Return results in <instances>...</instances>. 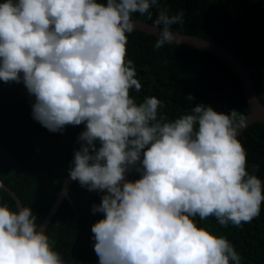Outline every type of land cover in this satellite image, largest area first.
I'll return each instance as SVG.
<instances>
[{
  "label": "clouds",
  "instance_id": "9594fccd",
  "mask_svg": "<svg viewBox=\"0 0 264 264\" xmlns=\"http://www.w3.org/2000/svg\"><path fill=\"white\" fill-rule=\"evenodd\" d=\"M153 7L154 49L180 44L172 26L184 11L169 14L161 0H4L0 81L23 83L49 132L84 125L68 176L105 193L92 207L104 216L91 228L99 264H241L224 236L192 218L239 227L260 215L264 185L237 138L246 118L199 104L168 120L156 97L135 102L130 90L142 86L126 34L133 14L152 19ZM133 170L140 178L126 179ZM36 219L29 207L0 206V264H64Z\"/></svg>",
  "mask_w": 264,
  "mask_h": 264
},
{
  "label": "trees",
  "instance_id": "16d2710c",
  "mask_svg": "<svg viewBox=\"0 0 264 264\" xmlns=\"http://www.w3.org/2000/svg\"><path fill=\"white\" fill-rule=\"evenodd\" d=\"M161 6L169 14L184 11V24L173 25V32L214 41L232 54L248 72L264 106V0H161ZM150 11L152 19L135 13L133 20L153 24L158 12L155 7ZM126 36V59L133 62L142 86L139 92L130 90V96L137 104L145 97L160 100L158 118L174 120L199 104L218 113L248 114L238 79L216 58L179 44L156 50L155 38L136 31ZM18 89L34 103L23 83L0 81V183L15 194L22 207L31 208L39 227L68 175L74 152L80 148L79 134L85 129L84 125H69L63 134L49 132L32 118ZM189 95L194 99L188 100ZM237 138L247 154V171L264 185V125L253 124ZM254 165L258 166L255 171ZM139 178L134 170L126 176L131 181ZM104 194L89 192L77 181L69 186V200H62L45 229L64 264H99L91 228L104 216L94 214L92 207L101 203ZM4 204L16 211L13 200L0 189V206ZM192 219L198 227L224 236L240 255L241 264H264V202L260 215L239 227L221 226L215 217Z\"/></svg>",
  "mask_w": 264,
  "mask_h": 264
},
{
  "label": "water",
  "instance_id": "95a60500",
  "mask_svg": "<svg viewBox=\"0 0 264 264\" xmlns=\"http://www.w3.org/2000/svg\"><path fill=\"white\" fill-rule=\"evenodd\" d=\"M153 25L154 23L147 24L145 22L136 21V26L134 31L143 33L146 36H151L156 39V36L154 34H156L157 30L154 29ZM174 33H177L178 35L177 39L181 40V43L179 45H184L187 47L197 49L216 58L224 65H226L238 79L241 88V95L244 98L247 107L249 109L248 114L244 116L246 118L245 127H243V129L240 131L238 137L243 136V132L253 124L264 125V106L261 105V103L259 102L253 87L251 77L249 76L248 72L243 67V65L232 54H230L223 48L217 46L214 41H207L203 38L181 34L179 32H174ZM18 90L23 94L28 104L30 113L32 115V103L29 96L24 90H20V89ZM72 182L73 181L67 175L61 185L60 191L56 194L55 201L53 202L48 213L46 214L40 226L38 227V230L42 226V230L45 231L49 222L51 221L52 216L55 214L62 200L63 199H66L67 201L69 200L68 189ZM0 189L13 200L16 211H18L19 207H22V205L15 196V194L1 183H0Z\"/></svg>",
  "mask_w": 264,
  "mask_h": 264
}]
</instances>
